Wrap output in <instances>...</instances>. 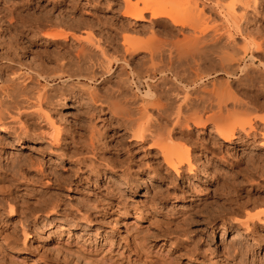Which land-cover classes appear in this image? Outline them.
Returning <instances> with one entry per match:
<instances>
[{"label": "rangeland", "instance_id": "1", "mask_svg": "<svg viewBox=\"0 0 264 264\" xmlns=\"http://www.w3.org/2000/svg\"><path fill=\"white\" fill-rule=\"evenodd\" d=\"M142 1L160 7L167 6L170 0ZM233 1L221 2L224 6H230ZM180 6L175 8V13L172 10V15L184 14L185 5ZM124 8L120 0H0V47L6 45L15 34H22L24 37L18 36L16 45L23 49L15 47L16 52L22 54L21 65L27 68L33 61L39 65L43 60V65L45 63V67L52 71L57 68H54L57 62L48 63L44 53H63L66 59L69 57L75 61V49L79 46L75 37L92 34L106 48L104 61L108 60L112 67L108 74L97 72L93 82L81 81L89 89L93 88L98 103H112L113 108L121 112L143 101L158 99L166 105L171 99L172 102L175 98L181 100L183 94L195 100L198 107H194L190 112L192 114L188 113L183 120L189 131L184 128L182 131L176 130L172 141L174 147L194 159L193 174L185 169L180 177H176L162 163L158 151L149 148V140L143 145L144 148H138L140 143L131 142L130 132L128 134L119 125L118 117H113L107 107L91 103L87 95L72 87V82L66 85L51 83L55 89L50 88V92L58 89L56 93L61 98L50 109H45L51 110L53 117L61 122L60 137L67 143L74 140L76 146L80 144V159L91 157L84 146L92 140L102 161H125L126 149H132L135 165L128 170L131 177L120 176L121 170L116 167L117 174L99 171L78 182L73 176L76 169H70L71 162H65L56 153L48 155L45 144L31 143V139L18 143L8 134L0 133V140L6 143L0 149V264H31L33 261L36 264L263 262L264 238L257 230L245 236L244 230L235 222V219L264 212L262 125L258 121L252 122L263 135L260 136L257 131L256 138L245 139L243 134L236 133L238 137L234 143L226 144L232 148H222L219 147L221 140L215 135L212 122L200 128L194 125V121L205 122L212 117L218 125L224 124L225 117L212 115L217 111V103L222 105L220 100L226 101L227 91L234 92L243 100L247 99L245 101L249 104L255 101L259 105L258 109L255 107L256 110H250L234 121H244L249 115V119L253 115L264 116V47L261 46L264 41V0L235 2V12L244 15L240 20L243 34L242 37L235 35L233 51L231 48L226 49L228 52L224 49L221 51L232 55L234 50L241 49L246 43L248 55L238 63L239 68L234 72L225 62L226 58L219 61L204 57L208 59L179 66L156 56L151 57L147 51L132 55L125 53L127 47H124L128 46L124 42L126 38L136 44H149L151 40L150 43L159 46L162 41L175 44L189 32L173 26L168 18H152L149 12L143 14V21L135 22L124 17ZM216 21L220 22L218 18ZM231 23L233 20H229L228 24ZM54 32L65 33L67 39L50 42L42 37ZM39 41L49 43L38 45ZM258 46H261L260 50H257ZM65 87L71 91L65 92ZM146 91L150 92V98L143 96ZM62 99L72 100L66 110L61 108ZM213 107L216 108L215 112ZM148 112L156 115L151 109ZM143 121H137L132 127L134 131L140 127L137 131L139 134L142 133L140 123ZM161 121L170 127L168 121L163 118ZM27 144L31 148L20 146ZM237 147H242V151L237 152ZM15 158L38 161L43 168L47 167V172L50 171L48 167L62 172V176L70 179L74 183L72 186L77 188H68L64 182L61 188L50 191L39 183H29L25 187L21 182L35 176V173H27L23 167L11 170L10 161ZM140 176L145 179V185L137 189ZM52 198L59 202L51 211L50 201L46 203L45 200ZM125 229L130 231V241H125ZM227 229L229 234H226ZM233 231L244 234L243 239H234Z\"/></svg>", "mask_w": 264, "mask_h": 264}, {"label": "bare ground", "instance_id": "2", "mask_svg": "<svg viewBox=\"0 0 264 264\" xmlns=\"http://www.w3.org/2000/svg\"><path fill=\"white\" fill-rule=\"evenodd\" d=\"M141 1L134 0V2H132V0H120V2L124 4L125 7L124 8L125 10L123 11L124 17L133 19L135 22H141L144 20L143 14L145 12H149L152 18L155 19L164 18V17L168 18L173 26L175 27L178 26L179 28H185L188 30L189 33L186 35H182V39L180 41L177 40V42L175 41V44H173V42L169 43V41L167 43L166 40L165 41L166 43L162 41L163 43H161V45L159 44V46L157 44L150 43L151 40L150 41L148 40L149 44L148 42L146 43L144 42L142 44H136L135 41L133 43V41L131 40V42L133 43L132 45L130 40L126 38V41L124 39V42H127L128 46L129 45L130 46L124 47V48L127 47L125 53L132 55L137 52L147 51L148 54L151 55V57L156 56L157 58L159 57V59L167 60L169 64L177 63L176 65L179 64V66L180 64L181 66L182 65L184 66L194 63L195 60L198 59L200 60L204 57H209V59L212 58L211 60L219 59V61L220 60L225 61L224 59L226 58L225 62L229 63L228 66L230 67L231 72L232 71L234 72L236 69H238L239 68L238 63H240V61L248 55V51L246 49L247 46L245 48L246 43L244 44V46L243 45L241 46L242 47L241 49L237 48V50H234L232 55H228L227 53H225L228 52L226 51L227 48L229 49L231 48V50L233 51L234 49L233 47H235V41H234L235 35L241 36L243 34L242 29H240V20L244 15L243 14L238 15L234 10V5L237 0H234L232 2L233 4H231L230 6H224L223 3L221 2L223 0H170L168 1L169 4L166 3L168 4L167 6L163 5L160 7H153L151 2L148 1L147 2H143V1L141 2ZM140 4L142 6H140ZM181 4L182 6L185 5V8L183 9L184 14L180 16V14L176 12L177 13L175 14L176 16L174 14L172 15V10L174 12L175 8L179 7ZM7 9L9 10L10 8ZM216 18H218L220 22H217ZM229 20H233V23H231L232 25L228 24ZM28 31L31 32L30 30ZM18 36L19 38L24 37L22 34H18V35L15 34V36H13L12 39L6 45L3 44V47H0V133L8 134L9 138H11L12 140H16V142L18 143L20 142V140L22 142V140L31 139V141H29L31 143L36 142L37 144L39 143L45 144L46 146H48L47 149L48 155H53L56 153L61 158L65 159V162L67 160L71 162L70 169L71 168L73 170L76 169L73 172V176L74 178H76L78 182H81L82 180H84V178L88 179V176L90 174H94L99 171H109L112 172L113 174H117V172L115 171L116 167L119 168L118 170H121L119 174L120 176L131 177L128 170L130 166L135 163L133 161L134 155L132 154L131 151L132 149L131 150L126 149L125 161L124 160L102 161V159L99 158V156L101 155H98L97 153L98 150L97 146L94 145V143L91 140L89 144L84 146V148L91 153V157L86 159L85 158L80 159L79 154L81 153V151L79 153V148H78V145L80 144L76 146V142L74 140H72V142L70 143H67L65 139L60 137L61 122L57 119V117L55 118L53 117V114L50 113L51 110L48 111L45 108L50 109V107L55 102L58 103V101L61 98V96L56 93L58 89L56 91H53L54 93L50 92V88L52 90L53 87L52 86L53 84L51 83H55V85L56 83H60L61 85H66V83L72 82L71 84H73V86L72 85L71 86L75 90L81 92L82 94L87 95L91 103L93 102L94 104L103 105L107 107L109 109L110 114L113 117L115 118L118 117L120 122L119 125L122 126V128L128 134L130 132L129 136L131 142L140 143L138 144V148L139 147L144 148L143 145L147 140H149L151 142L149 148L156 149L158 151V153L162 158V163L176 177H180L182 173H184L185 169L190 174H193L194 171L193 162H195L194 159L191 158L190 155L182 153V151H180V148L174 147L172 141H173V136H175L176 134L175 132L176 130L182 131L183 130L182 128H184L189 131V127L184 124L185 122L183 120H184V116H186L188 113H190L191 111H193L195 108L198 107L197 105H195L197 104L195 103L196 102L195 100H192L189 97H185L186 95L183 94L184 97L183 98L180 97L181 100L178 101L177 98H175V100L172 102L171 99L170 103L169 104L166 103V105L161 103V101H159L158 99L156 100L152 99L155 101H151V102L143 101L141 104L140 103L138 105L136 104V106L134 107L129 106V108H126V110H121V112H118L113 108L112 103H107L106 101H105L106 103H103L102 101L98 103L97 102L98 100H95L97 94L96 95L94 94L95 91L92 90L93 88L89 89L85 85V83H81V81H86V82L95 81L97 72L100 74L101 73L108 74L110 73V71H112L111 70L112 67L108 63L109 61L105 60L107 61V63L104 61L103 56L106 54L105 53L106 48L104 47V45L103 46L101 45L100 39L95 38L92 34H88L87 37H84L85 36L84 35L83 38L75 37L74 40L77 41V43H79V46L75 49V53H74L75 54L74 56L76 57L75 61L69 59V57L68 59H66L67 57L64 56L63 53L54 52L55 55L53 53H51L53 55H51L50 53H44L47 56L46 61L48 63H51L53 61L58 63V65L56 63V66H54V68L57 67L55 68L56 70L54 69L55 70L54 71L52 69L51 71L47 67H45L46 65L45 63L43 65V60L40 61L39 65L33 63L34 62L33 61L31 65L29 66L27 65V68L22 66L24 64L21 65L20 56H22V54L20 55L19 53H17L16 52L17 49L15 48L18 46L16 45V42L18 41L17 39ZM42 37L50 42L59 41L61 39L64 40L67 39V35L65 33H59V32L43 34ZM151 39H153V37ZM124 42L122 44H125ZM48 43L46 41H39L38 45H46ZM131 45L133 47H131ZM262 45L264 47V41L261 43V46ZM261 46H258L257 50H260ZM223 49L225 51L224 52L225 54L223 53V51H221ZM218 51L222 53L219 54ZM10 54H12L11 55L12 57L8 56ZM226 54L228 55L227 57ZM204 59H208V58H204ZM116 62H118V60H116ZM74 81L76 82L73 83ZM65 88H66L65 92L70 90V89L67 90L68 87ZM54 89L55 88L53 87V90ZM225 91L223 94H225ZM227 92L228 93L225 94L227 95L226 101L224 99L220 100L221 103H223L222 105L219 102L217 103L216 101V103L218 104L217 105L218 108L217 109L215 107L213 108H214V112L215 109L217 111L215 113L211 111L212 114L214 113V115L211 114L214 117L215 116L216 117L220 116L222 118L225 117L224 119H226V122L224 124L218 125V123H216V121H214L215 119L214 118L212 119V117H209L207 119L205 118L206 119L205 122L200 120L194 121V125L200 128H203L206 125V123L212 122V125H214L215 128L214 133L217 136V138L221 140L219 147L222 148H224L226 144L231 145L234 143L233 141L238 137L236 133L243 134L245 139L256 138L257 137L256 135L258 134L257 133L258 130L256 127L253 126L254 124L252 125L253 121H258L262 125V128L264 130V116L253 115L252 119L251 118L249 119L250 115L247 116L248 115L247 114L246 115L247 119L244 117L246 121L245 120L241 122L234 121L235 118H237L238 116L245 115V113H247L250 110L251 111L256 110V108L259 105L257 103L255 104L254 101L253 103L256 106L255 105L253 106V103L250 102L252 100L249 101L250 102L249 104L247 102L248 101L247 99H245L247 100L245 101L243 100V98L238 97L234 92L231 91L230 92L227 91ZM143 96L150 98L151 95L150 92L146 91ZM177 97L179 98V96ZM148 98H144V99H148ZM217 99H219V97ZM212 101L214 102V100ZM60 102H61L62 110H66L67 108H69L70 105L69 103L72 102V100L67 101V99H62V101ZM148 109L155 111L156 115L154 116L153 112L152 115L149 114L150 112H148ZM162 118L169 122L168 125H170V127H167L165 124L164 125L162 124L163 122L161 121ZM140 120L142 121L144 120L142 123H140L142 126V128L140 129V133L142 131L141 134L138 133L140 127H138L137 130L138 132L136 130L134 131V129L132 128L133 124ZM259 135L261 136L263 135V133L259 132ZM7 141L9 142L11 140H7ZM77 142L79 141L77 140ZM4 143L5 142H2V140H0V149H3L5 147L6 143L5 144ZM20 146L21 147L23 146L22 148H31L30 144H27L25 146L24 145H20ZM261 146L264 147V140L263 143H261ZM81 147L83 148L82 145ZM226 147L232 148L231 146L230 147L226 146ZM228 148L226 150H229ZM134 149L136 150V148ZM235 150L237 152L242 151V147H237L235 148ZM10 162L11 163L9 168L11 170L14 168L20 169L23 167L27 170V173L30 171L31 172L34 171L36 177L31 176L32 177L31 178L29 176L30 178L28 179L27 178L28 175H27L25 177L27 179H24V181L21 182V185H24L25 187H27L29 183L30 185L33 183H39V185L43 186L45 190L50 191L52 188H58V189L61 188L63 182L69 186L68 188L75 189L76 187V186H72V184L74 183H72V181H69L70 179L67 180L66 179L67 177L62 176V172H57L56 170H53L51 167H48V170L50 171L47 172V167L43 168V164L40 162L37 163L38 161L35 163L31 159L15 158L12 159ZM144 180L145 179H143V177L141 176L139 177V183L137 189L144 187L145 185ZM49 198L51 197L49 196ZM42 200L44 202V199ZM46 201H50L49 204H51V211L55 210V208L58 206L57 202H59L58 199L45 200V202ZM39 202H41V200ZM235 222L237 223L239 228H242L244 230L245 236L257 230L258 233H260V237L264 238V212H260L254 216L247 215L243 219L242 218L235 219ZM113 226L115 227L116 224H114ZM226 232H227L226 234L230 233L228 229L226 230ZM243 235L241 232L236 231L233 234V238L236 240L243 239L242 237ZM124 237H125V241L131 240L130 239L131 234L128 229H125ZM254 240H256V237L254 238ZM83 261L86 260H84L83 258ZM255 262L257 263L256 260H252L251 264H256ZM31 264H36V263L33 261V263ZM257 264H264V261L258 262Z\"/></svg>", "mask_w": 264, "mask_h": 264}]
</instances>
